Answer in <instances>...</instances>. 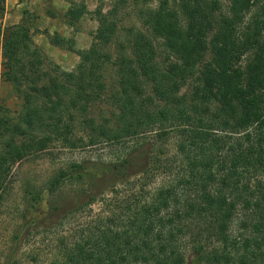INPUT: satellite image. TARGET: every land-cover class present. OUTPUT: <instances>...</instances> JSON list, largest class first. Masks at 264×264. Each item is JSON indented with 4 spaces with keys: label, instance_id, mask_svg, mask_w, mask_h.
<instances>
[{
    "label": "trees",
    "instance_id": "trees-1",
    "mask_svg": "<svg viewBox=\"0 0 264 264\" xmlns=\"http://www.w3.org/2000/svg\"><path fill=\"white\" fill-rule=\"evenodd\" d=\"M228 1L227 10L221 0L139 7L143 26L129 31L114 111L100 120L89 111L107 93L111 59L99 44L76 71L51 76L27 27L3 30V77L24 107L0 136V194L16 162L56 142L118 146L101 172L66 160L44 181L50 226L99 205L89 231L52 264H264V0ZM87 12L72 6L67 17ZM79 130L86 140L73 137ZM68 185L75 199L65 204Z\"/></svg>",
    "mask_w": 264,
    "mask_h": 264
},
{
    "label": "rangeland",
    "instance_id": "rangeland-1",
    "mask_svg": "<svg viewBox=\"0 0 264 264\" xmlns=\"http://www.w3.org/2000/svg\"><path fill=\"white\" fill-rule=\"evenodd\" d=\"M159 1L139 0L137 6L134 0H128L125 7L115 12L113 7L119 0H0V136L10 133L9 125L24 107L23 97L3 77L2 32L6 27L20 24L28 28L34 44L42 50V68L51 76L61 71H76L82 63L81 53L89 50L94 42L99 44L101 55L105 54L111 59L103 77L107 93L89 111L90 115L100 120L101 117L111 116L114 111L111 96L117 81L118 64L124 57L131 56L129 31L133 27L143 26L137 14L138 8L143 4L157 5ZM221 1L224 10H227L229 1ZM78 5H86L89 12L79 20L69 22V9ZM57 40L62 43H56ZM157 42L162 51V40L157 39ZM161 53L164 54V51ZM210 57L208 54L206 59ZM188 91L189 84H186L181 93ZM86 135L87 132L79 130L73 137H85L86 140ZM173 147L170 145V148ZM2 148L0 143V150ZM117 151L118 146L107 143L94 146L82 143L78 147L67 148L61 142H56L48 150L16 162L5 179V191L0 194V264L10 260L17 264H52L62 257L64 244L68 247L81 237L82 230L88 232L99 205H94L93 212L71 214L50 226L46 223L50 196L43 192L44 181L66 160H89L100 171L102 163L113 158ZM161 178L159 176L152 184H158ZM134 182L126 185L122 191L125 194L133 192ZM39 190L42 198L39 202L32 201V194ZM72 190L71 185L64 187L61 197L65 204L75 199Z\"/></svg>",
    "mask_w": 264,
    "mask_h": 264
}]
</instances>
